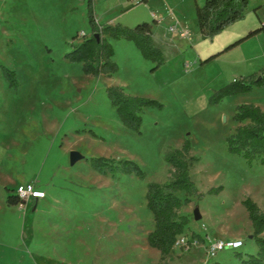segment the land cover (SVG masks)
I'll use <instances>...</instances> for the list:
<instances>
[{"label":"rangeland","instance_id":"rangeland-1","mask_svg":"<svg viewBox=\"0 0 264 264\" xmlns=\"http://www.w3.org/2000/svg\"><path fill=\"white\" fill-rule=\"evenodd\" d=\"M92 6L101 24L152 23L164 64L152 69L132 41L111 39L117 69L87 73L67 56L91 33L87 0H0V264H159V251L147 242L154 219L146 192L149 183L172 179L166 156L187 139L198 157L189 170L198 194L179 210L190 219L181 235L198 243L188 251L174 247L167 263L244 264L257 246L243 200L251 197L264 211V164L230 153L226 136L238 125L236 105L264 110V86L218 103L209 98L250 74L245 60L264 53L263 40L242 44L257 33L228 47L261 25L264 0H249L242 18L211 36L197 27L194 0H92ZM156 15L166 18L162 26ZM180 26L190 35L178 34ZM7 70L15 72L14 86ZM110 85L162 105L143 108L140 129L129 128L110 102ZM71 151L83 158L71 164ZM92 156L133 160L145 174H103L90 165ZM28 182L45 197L9 204L8 190ZM212 238L243 244L209 256Z\"/></svg>","mask_w":264,"mask_h":264},{"label":"trees","instance_id":"trees-1","mask_svg":"<svg viewBox=\"0 0 264 264\" xmlns=\"http://www.w3.org/2000/svg\"><path fill=\"white\" fill-rule=\"evenodd\" d=\"M142 1V0H141ZM249 0H205L203 5L196 4L195 14L197 26L204 36H211L221 31L229 23L244 16ZM87 16L91 26V33L81 42L73 44L67 56L81 61L85 72L100 75H111L117 69L113 60L114 47L111 39L124 38L132 41L141 55L154 63L152 69L159 68L165 62V56L152 37V23L142 21L130 27L121 23H98L92 6V0H87ZM264 30L261 23L257 28L249 31L243 37L232 42L233 45ZM95 33H99L97 39ZM11 76L10 85H15V72L6 71ZM264 86V68L256 72L233 78L210 96L212 103L222 101L226 96L248 92L254 87ZM111 104L115 107L121 122L132 129L139 130L142 122V111L147 106H161L156 99L132 95L126 92L123 86L110 85L106 87ZM234 120L238 123L234 131L226 136V144L230 153L239 154L249 164L259 162L264 164V110L253 103L236 105ZM191 145L185 140L181 147L170 152L166 159L173 170V177L164 184L151 182L146 192L147 207L153 214L154 227L147 235L148 244L160 253V263L168 264L175 242L179 235L184 233L190 219L179 213L183 204L190 201V196L198 194L195 183L190 178L189 170L198 160L190 153ZM90 165L103 174L115 176L122 173H134L144 176V170L133 160L115 159L108 156H92L88 158ZM214 188L209 189L212 192ZM179 191H184L186 197L182 199ZM6 201L9 204L18 203L19 199L14 189H9ZM252 224V238L257 246L255 253L243 259L244 264H264V211L251 198L243 200ZM199 241V234L193 233ZM212 264H224L214 261Z\"/></svg>","mask_w":264,"mask_h":264},{"label":"built area","instance_id":"built-area-1","mask_svg":"<svg viewBox=\"0 0 264 264\" xmlns=\"http://www.w3.org/2000/svg\"><path fill=\"white\" fill-rule=\"evenodd\" d=\"M135 2H140L141 0H133ZM264 24V20L262 21ZM170 30H174V26L169 27ZM15 193L19 199V203L28 202L33 199H41L45 196V192L37 188L35 183L28 182L17 186ZM197 240L186 239L184 236L179 235L174 247H179L184 251H188L192 245L197 244ZM243 241L241 239H228L224 240L221 238H212L208 241L206 246V251L209 256H214L218 251L223 250L226 247L238 248L242 246Z\"/></svg>","mask_w":264,"mask_h":264},{"label":"crops","instance_id":"crops-1","mask_svg":"<svg viewBox=\"0 0 264 264\" xmlns=\"http://www.w3.org/2000/svg\"><path fill=\"white\" fill-rule=\"evenodd\" d=\"M133 1V0H132ZM141 2V1H140ZM140 2H136V3H140ZM196 4H198V5H200L201 3H200V0H194V6H196ZM203 5V4H202ZM201 6V5H200ZM158 16V17H157ZM172 16V15H171ZM170 16V17H171ZM154 20H155V22H156V24H157V26H162L164 23V21L166 20V18L164 17V16H162V15H156V17H154L153 18ZM148 22V21H147ZM196 22H197V20H196ZM176 23H178V22H176ZM172 24H174V22L173 23H170V24H168V25H166V32L168 33V34H171V33H169L168 32V30H170L169 29V27L170 26H172ZM178 26H179V23H178ZM154 26L152 25V37H153V40H154V43L158 46V47H160L161 49H162V51H163V48H162V46H161V44H159V42H158V37H159V31L158 30H154V28H153ZM198 27V26H197ZM258 27V26H257ZM256 27V28H257ZM180 30H179V33L178 34H182V31L183 32H188V34L190 35V32L186 29V28H183V27H181L180 26V28H179ZM255 29V28H254ZM169 36H171V35H169ZM243 37V36H242ZM254 38H256L257 40H263L264 41V34L263 33H257L256 35H254V36H252V37H250V39L248 38L244 43H242V44H245V43H247V42H250L251 40H253ZM163 53H164V51H163ZM245 62H246V64H247V67H248V72L247 73H253V72H256L257 70H259L260 68H264V53H257V54H255V55H253V56H251L249 59H246L245 60ZM38 188V187H37ZM45 197V196H44ZM43 197V198H44ZM30 201H32V200H30ZM30 201H28V202H30Z\"/></svg>","mask_w":264,"mask_h":264},{"label":"water","instance_id":"water-1","mask_svg":"<svg viewBox=\"0 0 264 264\" xmlns=\"http://www.w3.org/2000/svg\"><path fill=\"white\" fill-rule=\"evenodd\" d=\"M96 38H99V33H95ZM83 155L81 153H79L78 151H71L70 153V163L74 164L76 161H78L79 159H82ZM194 217L195 219H200L201 218V214L199 212L198 208L194 209ZM250 237H252V235H250Z\"/></svg>","mask_w":264,"mask_h":264}]
</instances>
